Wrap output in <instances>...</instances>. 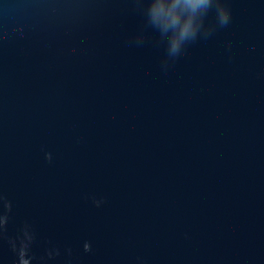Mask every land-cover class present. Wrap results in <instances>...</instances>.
I'll return each mask as SVG.
<instances>
[{"label": "water", "instance_id": "95a60500", "mask_svg": "<svg viewBox=\"0 0 264 264\" xmlns=\"http://www.w3.org/2000/svg\"><path fill=\"white\" fill-rule=\"evenodd\" d=\"M0 0V264H264V0Z\"/></svg>", "mask_w": 264, "mask_h": 264}, {"label": "clouds", "instance_id": "9594fccd", "mask_svg": "<svg viewBox=\"0 0 264 264\" xmlns=\"http://www.w3.org/2000/svg\"><path fill=\"white\" fill-rule=\"evenodd\" d=\"M184 6L193 12L200 6L203 0H183ZM180 0H176L171 6L166 7L164 4L153 5L150 9V15L154 23L159 24L164 30L169 28L175 30L171 42V51L173 55L179 53L182 42L188 40L192 36L191 21L183 24L180 23V11L178 6Z\"/></svg>", "mask_w": 264, "mask_h": 264}]
</instances>
